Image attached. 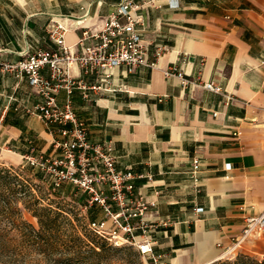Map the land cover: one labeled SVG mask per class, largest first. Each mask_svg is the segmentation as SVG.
Wrapping results in <instances>:
<instances>
[{
    "label": "crops",
    "instance_id": "crops-1",
    "mask_svg": "<svg viewBox=\"0 0 264 264\" xmlns=\"http://www.w3.org/2000/svg\"><path fill=\"white\" fill-rule=\"evenodd\" d=\"M121 1L0 0V63L57 51L48 34L53 18L73 26L66 43L81 54L82 40L95 44L88 34L99 32ZM134 1L146 4L149 59L160 46L166 54L156 69L117 70L107 93L84 99L76 92L73 108L92 142L113 144L121 170L153 176L137 187L157 203L156 264H214L231 255L247 219L264 214V0ZM173 68L182 77L166 78ZM87 80L98 82L96 75ZM184 80L214 83L235 101L227 106L223 95ZM67 101L62 92L59 104ZM40 103L27 79L0 68L1 165L23 169L27 156L58 154L52 130L27 112ZM260 240L252 236L237 251L264 255Z\"/></svg>",
    "mask_w": 264,
    "mask_h": 264
},
{
    "label": "built area",
    "instance_id": "built-area-1",
    "mask_svg": "<svg viewBox=\"0 0 264 264\" xmlns=\"http://www.w3.org/2000/svg\"><path fill=\"white\" fill-rule=\"evenodd\" d=\"M145 6L134 0H122L103 28L88 34L95 44L87 45L82 40L81 54H75L66 43L73 26L62 19L53 18L48 34L58 46L57 51L37 50L18 63H0V68L5 73H13L18 78L28 80L42 98V103L27 112L37 116L55 135L54 146L58 154H32L25 157V167L44 174L54 192L71 185L85 195V209L90 213V232L112 246L130 247L156 264L159 242L152 233L160 225L153 221L156 219L153 217L157 203L146 199L137 187L138 181L153 182V176L121 170L113 144H98L90 140L86 123L74 111L72 101L76 92H81L84 99H89L92 93L109 92L115 72L121 68H125L127 74H134L141 67L158 68L167 48L157 47L154 60L149 59V45L142 31L145 26L142 10ZM46 68L51 72L49 77L43 75ZM75 68L80 70L81 76L75 75ZM92 75L98 78L97 83L91 84L87 80ZM165 76L182 77L176 68L166 71ZM183 82L223 95L227 106L235 101L214 83ZM62 92L68 96L66 105L58 102ZM199 164V160L194 161L193 179L198 193ZM196 211L204 212L202 208ZM252 236L264 237V214L247 219L245 230L228 253L233 254Z\"/></svg>",
    "mask_w": 264,
    "mask_h": 264
},
{
    "label": "rangeland",
    "instance_id": "rangeland-1",
    "mask_svg": "<svg viewBox=\"0 0 264 264\" xmlns=\"http://www.w3.org/2000/svg\"><path fill=\"white\" fill-rule=\"evenodd\" d=\"M47 182L33 168L0 164V264H155L130 247L96 239L88 228L86 196L72 186L73 191L54 192ZM44 208L53 210L50 230L37 217ZM65 218L72 224L68 233L63 231ZM240 254L264 261L262 254L241 250L223 260H234Z\"/></svg>",
    "mask_w": 264,
    "mask_h": 264
},
{
    "label": "trees",
    "instance_id": "trees-1",
    "mask_svg": "<svg viewBox=\"0 0 264 264\" xmlns=\"http://www.w3.org/2000/svg\"><path fill=\"white\" fill-rule=\"evenodd\" d=\"M34 205H36V203H34ZM42 214L37 215V217L40 220V224L44 229L50 230L53 227V222L50 218L51 214L53 213V210H51L50 208H44L42 209ZM65 224L66 226L63 228L67 233L70 232L71 228H72V224L70 222H68V218H65ZM96 239L103 241L104 243L109 244L106 240L101 239L99 237H97L95 234H93L92 232H90ZM72 237V236H71ZM76 239V238H73ZM80 239V238H78ZM81 240V239H80ZM82 241V240H81ZM85 243V242H83ZM86 247H89L88 244L85 243ZM96 251V249H93ZM214 264H264V262L257 260L256 258L249 256V255H244V254H240L238 255L234 260H221L218 261Z\"/></svg>",
    "mask_w": 264,
    "mask_h": 264
}]
</instances>
